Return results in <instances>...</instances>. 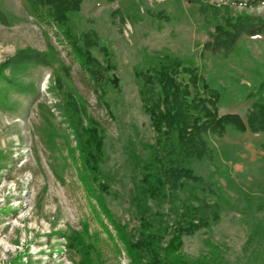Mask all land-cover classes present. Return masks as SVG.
Returning a JSON list of instances; mask_svg holds the SVG:
<instances>
[{
    "label": "rangeland",
    "instance_id": "obj_1",
    "mask_svg": "<svg viewBox=\"0 0 264 264\" xmlns=\"http://www.w3.org/2000/svg\"><path fill=\"white\" fill-rule=\"evenodd\" d=\"M246 2L82 0L51 24L33 0H0V264H156L152 252L127 246L142 219L165 246L205 203L219 206L220 220L184 236L181 255L264 264V130L249 125L264 105V34L243 36L228 53L205 49L228 16L264 19V5ZM85 50L99 63L103 93L81 70L75 52ZM21 55L25 65L10 63ZM173 60L196 66L201 91L220 94L218 113L247 125L211 137L214 159L181 162L214 194L193 181L159 195L137 185L158 176L166 148L171 161L182 159L176 133L163 147L145 109L144 76Z\"/></svg>",
    "mask_w": 264,
    "mask_h": 264
},
{
    "label": "trees",
    "instance_id": "obj_2",
    "mask_svg": "<svg viewBox=\"0 0 264 264\" xmlns=\"http://www.w3.org/2000/svg\"><path fill=\"white\" fill-rule=\"evenodd\" d=\"M82 0H33L35 13L49 23H58L66 19V12L79 9ZM51 4L53 9L44 8V4ZM246 5L256 7L264 5V0H247ZM58 21V22H57ZM264 34V19L256 22L242 16H228L225 21L215 27L212 33V42H208L205 49L220 50L226 53L235 48L243 36H255ZM86 43L92 46L93 40L86 35ZM80 56L81 70L102 92L101 85L104 75L99 68V63L91 55L90 51L75 52ZM28 56L21 55L13 59L17 67L25 65ZM200 72L196 66H184L179 61L173 60L161 65L157 70L144 76V82L152 97L146 102V113L149 116L153 128L160 134L163 147L170 145L171 135L176 133L181 160L171 161V150L166 148L162 160L159 163L158 176L154 179L150 175L143 177L137 184L142 194L159 195L166 185L172 189L186 188L188 181L198 183L202 191L216 193V189L192 168L186 167L184 160L189 158L214 159L216 148L211 142V137H221L229 126L245 131L247 125L242 117L235 113L220 115L217 111V103L220 94L216 89L207 84L200 88ZM103 93V92H102ZM155 95V96H154ZM249 125L253 130H264V105L260 110L253 112L249 118ZM160 142V143H162ZM141 202L137 204L140 208ZM199 214L196 221L188 224L179 222L172 228V236L165 246L162 245L161 236L151 231V224L142 219L144 231L134 242H127L131 251H145L153 254L154 263L163 259L165 264H192L181 255L180 249L183 237L205 229L211 230L220 220V210L217 204L205 203L195 207ZM163 250L160 257L159 249ZM195 264H212L208 260H202Z\"/></svg>",
    "mask_w": 264,
    "mask_h": 264
}]
</instances>
